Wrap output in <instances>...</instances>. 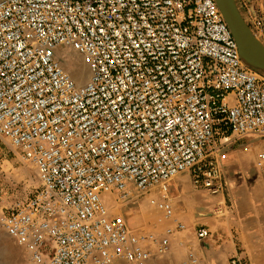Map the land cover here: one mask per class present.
Returning <instances> with one entry per match:
<instances>
[{"label": "built area", "instance_id": "2783aa9c", "mask_svg": "<svg viewBox=\"0 0 264 264\" xmlns=\"http://www.w3.org/2000/svg\"><path fill=\"white\" fill-rule=\"evenodd\" d=\"M59 47L83 55L84 85ZM0 139L36 168L1 225L33 264H148L185 225L164 210L174 227L137 233L106 198L159 207L180 176L224 195L232 149L264 140V76L217 0H0Z\"/></svg>", "mask_w": 264, "mask_h": 264}, {"label": "rangeland", "instance_id": "374dc122", "mask_svg": "<svg viewBox=\"0 0 264 264\" xmlns=\"http://www.w3.org/2000/svg\"><path fill=\"white\" fill-rule=\"evenodd\" d=\"M236 1L253 34L264 44V0ZM60 48L57 53L69 62L66 57L68 48ZM88 73L90 75V69ZM260 74L264 76V71ZM242 142L232 149L230 167L226 168L238 169L236 179L228 181L230 189L238 190L236 198L228 189L224 195L218 196L220 201L215 203L218 215L206 207L211 203L209 195L194 189L188 177L180 176L174 180L175 217L186 228L170 237L168 253L153 257L148 264H227L235 253L228 256L224 240L216 239L225 235V230L231 233L235 242H240L236 237L247 239L253 249L243 246L238 249L244 251L251 264H264V173L258 165L259 154L264 150L255 147L257 142L264 144V140ZM246 145L248 150L243 148ZM241 184H245V190L238 189ZM37 186L34 165L24 160L18 149L0 139V264H33L29 254L5 233L1 225L6 209L26 199ZM147 199L146 195L140 196L136 192L131 202L121 204L110 197L106 198V202L112 212L121 211L137 233H153L160 237L168 227H174L176 221L166 219L164 212L151 206ZM200 220H208L209 224L217 226L216 230H211L212 238L206 242L195 235L196 229L201 226Z\"/></svg>", "mask_w": 264, "mask_h": 264}, {"label": "water", "instance_id": "95a60500", "mask_svg": "<svg viewBox=\"0 0 264 264\" xmlns=\"http://www.w3.org/2000/svg\"><path fill=\"white\" fill-rule=\"evenodd\" d=\"M239 45L243 61L259 73L264 71V44L253 34L236 0H217Z\"/></svg>", "mask_w": 264, "mask_h": 264}, {"label": "crops", "instance_id": "0c3cea01", "mask_svg": "<svg viewBox=\"0 0 264 264\" xmlns=\"http://www.w3.org/2000/svg\"><path fill=\"white\" fill-rule=\"evenodd\" d=\"M257 141H255L254 143H256ZM255 147L258 149V150H264V144L263 143H260V142H257V144H255ZM246 150H248V149H246ZM227 167H230V160L227 162V166H226V168ZM238 169H235V170H229V168H228V170L226 169V172H225V175H226V179H227V182L228 181H230V179H232V180H234V179H236L235 178V174H236V171H237ZM261 171V170H260ZM264 173V172H263ZM238 177V176H237ZM176 178H178V177H176ZM176 178L174 179V180H176ZM182 178V177H181ZM174 180H173V182H174ZM173 182H172V184H173ZM228 190L229 191H231V193H232V195L235 197V193H237V191L238 190H236V191H234V188H232V189H230V182H228ZM176 186H178V184H176ZM194 188V187H193ZM195 189V188H194ZM238 189H240V190H245V184H241L240 185V187L238 188ZM196 190H199V191H201V192H203V194H206V195H209V197H210V204L209 205H206V207L210 210V212L212 211L213 212V214L214 215H218V213L219 212H216V205H215V203L216 202H218V201H220V199L218 198V196H212V195H210V194H208V192H206V191H204V190H200V189H196ZM249 190V189H248ZM252 190H254V188H252ZM228 195H230V194H228ZM170 196H171V199H172V201H174V199H173V195H172V187H171V192H170ZM237 196V195H236ZM236 198V197H235ZM191 200V199H190ZM173 209H174V214H175V204H174V202H173ZM217 218V217H216ZM189 219V218H188ZM187 218H186V220H188ZM200 225L201 226H206V225H208L210 228V230H212V231H214V230H216L217 229V226H215V225H213V224H209V222H208V220H200ZM208 226H206V227H208ZM225 232V235H221L220 237H218V238H216V239H222V240H224V242L226 243H224L225 245H226V250H227V252H228V256H230V254H233V253H235L236 251H238L239 249H241V247L243 246V247H246L248 250H250V249H253V247L252 246H250L249 245V243H248V241H247V239H245L244 237L243 238H239V237H236L237 239H238V241H240V242H235L234 240H233V238H232V235H231V233H229L228 232V230H225L224 231ZM211 239V238H210ZM208 240V239H207ZM207 240H202V242H206ZM239 248V249H238ZM219 252V251H218ZM222 256H223V254H222ZM232 256V255H231ZM227 262H228V260H227Z\"/></svg>", "mask_w": 264, "mask_h": 264}, {"label": "bare ground", "instance_id": "6f19581e", "mask_svg": "<svg viewBox=\"0 0 264 264\" xmlns=\"http://www.w3.org/2000/svg\"><path fill=\"white\" fill-rule=\"evenodd\" d=\"M217 3H218V1H217ZM218 6H219V3H218ZM219 8H220V6H219ZM220 10H221V8H220ZM221 13L223 14V12H222V10H221ZM223 16H224V14H223ZM224 18H225V16H224ZM225 21L227 22V20H226V18H225ZM227 24H228V22H227ZM229 25V24H228ZM230 27V26H229ZM231 29V28H230ZM232 31V30H231ZM238 44V43H237ZM238 47H239V45H238ZM63 48H67V47H61L60 49H63ZM59 49V48H58ZM68 52H67V55H66V57H68L69 58V62H66L65 61V59H63V57L60 55V53H58V57H59V59L61 60V63H62V65H63V67L71 74V75H73L72 77H73V79H75L74 81H76L77 80V84L78 85H84L85 83H86V81H87V76L89 75V73H88V71H89V68H88V64L86 63V61L84 60V57H83V55L80 53V52H78L77 50H73L72 48H68V49H66ZM60 51V50H59ZM62 51V50H61ZM240 51V50H239ZM241 55V54H240ZM79 82V83H78ZM171 184H172V182H171ZM160 196V198H161V203H163V205H161V206H159V207H157V206H155V205H153V204H151L150 202H151V200H150V197L149 196H147L148 197V202H149V204L151 205V206H153V207H156V208H158V209H160V211H162V212H165L164 210H166V211H170V212H172V214L173 215H175L174 214V209H173V201H172V199H171V196H170V199L169 198H167V199H162V197H161V195H159ZM159 198V199H160ZM109 205V204H108ZM165 214V213H164ZM166 219H168V218H166ZM184 224V223H183ZM185 225V224H184ZM185 228H186V225H185ZM5 231V230H4ZM183 231V230H182ZM177 232H180V231H177ZM6 233V232H5ZM8 235V234H7ZM9 236V235H8ZM10 237V236H9ZM170 251V250H169Z\"/></svg>", "mask_w": 264, "mask_h": 264}]
</instances>
